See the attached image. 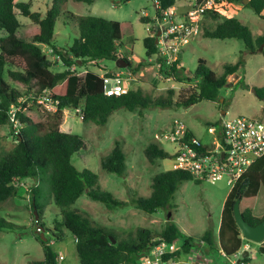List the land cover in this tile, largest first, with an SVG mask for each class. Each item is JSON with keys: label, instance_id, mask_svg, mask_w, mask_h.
I'll return each mask as SVG.
<instances>
[{"label": "trees", "instance_id": "obj_1", "mask_svg": "<svg viewBox=\"0 0 264 264\" xmlns=\"http://www.w3.org/2000/svg\"><path fill=\"white\" fill-rule=\"evenodd\" d=\"M67 1L53 0L52 7L44 14L33 11L30 3L0 0V29L6 31V35L0 37V129L3 126H11V107L19 104L21 97L31 100L41 96L44 89H48L52 99L58 102L57 111L52 113L47 121L30 115L33 108L41 106L36 103L28 104V101L23 103V110L18 112L22 126L15 134L16 144L0 152V205L19 194V182L33 178L37 181L31 191V209L35 219L37 216L42 218L48 200L52 199L61 209L62 225L77 239L80 264H139L141 255L159 240H178V226L171 222L160 232L139 227L136 234L130 232L129 236L121 238L115 230L96 224L89 216L71 208L85 192L91 199L102 202L109 208L124 206L127 202L100 188L98 175L91 169L79 170L74 165V154L85 148L86 143L80 135L61 130L64 111L81 109L85 123L104 126L110 116L121 108L136 111L141 108L190 106L204 99L218 101L220 90L228 84V76L236 73L244 64L243 57L235 64H226L225 71L220 75L208 67L204 59H200L194 75L189 76L183 64V50L179 60L166 67L158 53L156 34H150L143 40L149 59L155 57L161 65V72L178 82L195 80L193 89L187 96H178L175 88H169L165 95L157 97L145 94L140 88L130 89L121 95H107L104 78L112 76L114 72L107 69L104 73L88 70L80 77L73 66H85L93 62L102 70L105 68H100L99 64L105 59L117 61L119 57H123L129 62L128 56L119 50L124 35V22L72 13V19L78 25V35L69 47L57 46L54 43L56 19L61 13L62 5ZM74 1L92 4L95 0ZM177 1L159 0L160 7L156 8V14L160 16L164 9ZM223 2L232 5L241 3L252 7L256 14L262 15L264 0H248L247 3H244V0H215L217 7L206 8L201 21V32L203 31L205 37L238 38L245 43L247 52L254 53L264 42V36L255 41L251 29L239 18L223 16L220 11ZM21 16L28 17L37 25V28L26 31V38L18 35V32L26 27L20 20ZM142 20L147 23L151 21L147 16H143ZM208 20L213 23H208ZM43 46L52 48L54 53L60 56L59 61L65 67L63 70H53L55 61L44 52ZM17 59L22 61V66L19 67ZM129 67L132 68L130 62ZM8 78L27 85L28 89L21 92ZM257 93L259 94V90ZM193 135L195 134L188 128L187 137ZM1 138L0 134V140ZM144 152L147 159L153 163L173 157L158 140L151 141ZM101 165L106 171L126 175L127 156L120 141L117 140L110 153L102 157ZM192 179L195 178L187 170H163L153 176L150 196L134 197L132 204L149 214L168 208L179 186ZM259 194H262L264 200V156L249 168L228 193L218 235L208 228L200 238L187 236L176 255L181 257L183 252H191L203 240L207 254L223 252L227 258L233 257L244 243L234 218V204L241 197L240 209L244 218L250 224L257 225L264 218V214H257L255 211ZM14 226V223L2 214L0 206V230ZM41 234L39 231L37 235L45 255L41 263L58 264L49 240L45 241ZM53 236L61 240L64 233L60 231ZM45 237L47 238L46 233ZM260 252L264 255V247L260 246ZM247 261H251L250 252L247 257L242 258V262Z\"/></svg>", "mask_w": 264, "mask_h": 264}, {"label": "rangeland", "instance_id": "obj_2", "mask_svg": "<svg viewBox=\"0 0 264 264\" xmlns=\"http://www.w3.org/2000/svg\"><path fill=\"white\" fill-rule=\"evenodd\" d=\"M30 3L33 11L46 13L53 5V0H16ZM181 10L186 6L185 0L177 1ZM220 11L223 16H236L246 24L256 39L264 36V11L262 15L255 13L252 7L241 3H222ZM78 16L94 15L106 19L124 22V35L119 50L128 56L132 68L119 67L116 60L105 59L99 67L92 62L85 66H73L80 77L88 70H110L120 72L129 78L130 89H142L152 97L165 95L169 88H175L178 96H187L196 81L178 82L161 72V65L146 53L144 38L154 32L153 22L156 16L154 0H95L94 3L68 0L61 7V13L56 19L54 43L60 47H69L78 35L79 29L71 14ZM147 13V14H146ZM151 19L144 22L143 16ZM21 22L26 25L18 32L19 37L26 38V31L37 28L28 17L21 16ZM208 23H213L208 20ZM6 31L0 29V37ZM264 42L256 48L254 53L247 52L245 43L238 38L218 39L205 37L203 31L187 46L182 56L186 73L193 76L200 59H204L208 67L217 74L225 71L226 64H235L243 57L244 64L236 73L228 76V84L220 92L218 101L201 100L190 106L170 108L152 107L130 111L121 108L115 111L106 125L85 123L81 109H66L64 111L61 130L81 136L86 146L73 156V163L79 169H91L98 175L100 188L111 192L114 197L127 202L124 206L109 208L106 204L91 199L85 192L71 208L89 216L96 224L113 229L121 238L136 234L139 227L150 229L152 232L162 231L168 223L178 226V245L187 236L200 238L211 228L218 235L222 221V211L226 196L231 190L227 179L223 178L215 183L199 180L184 181L174 194L171 206L159 209L149 214L132 204L137 196H150L152 178L157 173L173 168L172 158L150 162L144 152L145 147L155 141L156 133L171 130L175 120H180L207 146L214 144L211 126L217 127L224 116L245 115L264 120ZM255 45H257L255 43ZM263 45V50L261 46ZM48 55V46H43ZM17 62L22 66L20 59ZM65 67L61 61H55L54 71H61ZM135 68H138L136 71ZM8 81L21 92L28 86ZM262 89V91H261ZM259 90V94L257 93ZM227 113L223 115V112ZM32 117L47 121L52 113L43 108H33ZM0 152L12 148L16 144V132L12 126L0 129ZM120 141L127 156L128 170L126 175H119L102 168L103 156L110 153L116 141ZM160 145L173 154L177 145L162 136ZM19 194L1 203L2 214L14 223V227L0 230V264H42L44 259L43 245L39 241L38 227L46 233L50 246L57 256L58 264H80L75 236L63 225L61 209L54 201L48 200L42 218L35 219L31 209L32 189L37 185L33 178H27L18 183ZM31 197V198H30ZM30 198V199H29ZM257 214H264V200L259 194L255 207ZM40 218V219H39ZM40 221L37 223L36 221ZM44 226H42V224ZM48 229V230H47ZM63 231L64 237L57 240L53 234ZM247 239H244V243ZM250 258L253 264H264V255L260 252V244L250 241ZM60 255L63 257L60 258ZM182 258L188 254L183 252ZM215 257L211 254L209 257ZM138 262V260H137ZM223 262V260H222Z\"/></svg>", "mask_w": 264, "mask_h": 264}, {"label": "built area", "instance_id": "obj_3", "mask_svg": "<svg viewBox=\"0 0 264 264\" xmlns=\"http://www.w3.org/2000/svg\"><path fill=\"white\" fill-rule=\"evenodd\" d=\"M185 2L186 7L183 10L176 3L164 9L160 16L156 14L154 18L152 34L158 37V53L166 67L176 63L184 47L200 34L206 8L217 7L215 0ZM154 4L156 8L160 7L159 0H154ZM47 52L53 61L60 60V56L52 48L49 47ZM104 89L107 95L127 93L130 90L129 78L120 72L113 73L112 76L104 78ZM26 101L28 104L36 103L51 113L58 109V102L52 99L48 89H44L41 96L31 100L21 97L19 104L12 105L10 110V123L16 133L22 126L18 112L23 110V103ZM209 131L214 134L218 132V137L214 136V144L211 146L203 144L195 135L188 138L186 124L175 120L171 130L156 133L155 138L161 141L164 135L177 145L172 157L174 169L187 170L196 180L210 183L226 178L232 189L249 168L264 156V120L245 115L224 116L217 127L211 126ZM41 230L39 226L38 231ZM200 243L205 244L203 240ZM258 244L264 247V242ZM180 246L177 240H159L141 255L139 264H182L180 257L176 255L178 249H181ZM248 249L250 243H243L240 251L229 258L228 264H253L252 261L242 262V259L238 262L242 253Z\"/></svg>", "mask_w": 264, "mask_h": 264}, {"label": "water", "instance_id": "obj_4", "mask_svg": "<svg viewBox=\"0 0 264 264\" xmlns=\"http://www.w3.org/2000/svg\"><path fill=\"white\" fill-rule=\"evenodd\" d=\"M248 0H244V3H247ZM160 34V32H158ZM155 43H158V37L156 36ZM264 45V44H263ZM263 45L261 46V50H263ZM117 65L121 68L123 67H128L129 62L126 61L123 57H119L117 59ZM240 202H241V197H239L235 204H234V218L241 230L243 238L253 241L255 243H262L264 242V218L263 220L258 223L257 225H252L250 224L243 216L241 209H240ZM41 236L43 239H46L45 233L42 232ZM114 242L116 241L115 239L113 240ZM249 255V251L245 250L242 253V258L247 257ZM238 259V262H241V259ZM124 264V263H121Z\"/></svg>", "mask_w": 264, "mask_h": 264}, {"label": "crops", "instance_id": "obj_5", "mask_svg": "<svg viewBox=\"0 0 264 264\" xmlns=\"http://www.w3.org/2000/svg\"><path fill=\"white\" fill-rule=\"evenodd\" d=\"M226 113L227 112L224 111L223 115H225ZM187 254H188L187 258H182V256L180 257L182 264H227L229 263V258H227L223 252H218L217 254H215L216 258L214 256L209 257L211 254H207L205 252V244L197 245V247L193 248L191 252Z\"/></svg>", "mask_w": 264, "mask_h": 264}, {"label": "clouds", "instance_id": "obj_6", "mask_svg": "<svg viewBox=\"0 0 264 264\" xmlns=\"http://www.w3.org/2000/svg\"><path fill=\"white\" fill-rule=\"evenodd\" d=\"M245 239V238H244Z\"/></svg>", "mask_w": 264, "mask_h": 264}]
</instances>
